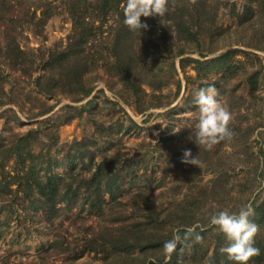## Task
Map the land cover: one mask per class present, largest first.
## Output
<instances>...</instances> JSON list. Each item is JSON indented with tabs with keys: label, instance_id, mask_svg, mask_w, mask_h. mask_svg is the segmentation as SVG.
I'll use <instances>...</instances> for the list:
<instances>
[{
	"label": "rangeland",
	"instance_id": "rangeland-1",
	"mask_svg": "<svg viewBox=\"0 0 264 264\" xmlns=\"http://www.w3.org/2000/svg\"><path fill=\"white\" fill-rule=\"evenodd\" d=\"M125 3L0 0V264H237L210 220L244 205L264 264V0H166L136 31ZM209 84L233 116L211 149Z\"/></svg>",
	"mask_w": 264,
	"mask_h": 264
},
{
	"label": "clouds",
	"instance_id": "clouds-1",
	"mask_svg": "<svg viewBox=\"0 0 264 264\" xmlns=\"http://www.w3.org/2000/svg\"><path fill=\"white\" fill-rule=\"evenodd\" d=\"M166 0H126L123 23L131 31L142 30L148 27L141 17L163 16L166 12ZM218 89L213 84L201 87L194 92V104L197 107V122L194 126L193 140L198 146L211 149L214 145L231 139L233 133L229 127L233 119L227 105L222 103ZM193 132L190 133V139ZM184 162L198 165L196 157H192L190 149H185ZM253 210L244 205L237 212L227 209L220 210L211 216V224L215 225L224 234L226 246L220 247L221 253L237 264H248L253 256L259 255L260 249L254 244V238L259 230L258 225L251 219ZM201 239L199 235L195 237ZM176 246L175 239L165 241L163 249L171 252Z\"/></svg>",
	"mask_w": 264,
	"mask_h": 264
},
{
	"label": "trees",
	"instance_id": "trees-1",
	"mask_svg": "<svg viewBox=\"0 0 264 264\" xmlns=\"http://www.w3.org/2000/svg\"><path fill=\"white\" fill-rule=\"evenodd\" d=\"M49 16L50 15H47L46 14V16H44V17H46V18H49ZM62 54H66V53H62ZM67 55V54H66ZM65 55V56H66ZM49 187H42L41 188V193L40 194H43V196H45L46 198V201H48V202H52V201H54V199H55V197H57V193H58V185L57 184H55L54 183V181L53 182H51V183H49V185H48ZM46 201H43V204L45 205V204H47V202ZM53 209V208H52ZM51 209V210H52ZM262 254L263 253H259V255H256L257 256V258H254V256L250 259V261L251 262H253V261H255V262H257L258 260H256V259H260L261 258V256H262ZM255 256V257H256ZM261 260V259H260Z\"/></svg>",
	"mask_w": 264,
	"mask_h": 264
}]
</instances>
